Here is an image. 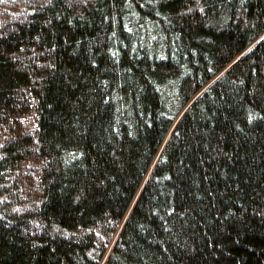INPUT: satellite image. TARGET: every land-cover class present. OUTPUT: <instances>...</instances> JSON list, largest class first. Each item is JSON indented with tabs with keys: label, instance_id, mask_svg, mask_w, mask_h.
Listing matches in <instances>:
<instances>
[{
	"label": "trees",
	"instance_id": "trees-1",
	"mask_svg": "<svg viewBox=\"0 0 264 264\" xmlns=\"http://www.w3.org/2000/svg\"><path fill=\"white\" fill-rule=\"evenodd\" d=\"M0 264H264V0H0Z\"/></svg>",
	"mask_w": 264,
	"mask_h": 264
}]
</instances>
